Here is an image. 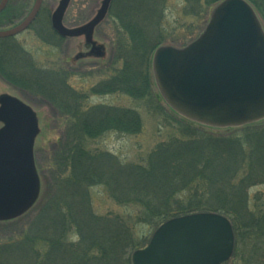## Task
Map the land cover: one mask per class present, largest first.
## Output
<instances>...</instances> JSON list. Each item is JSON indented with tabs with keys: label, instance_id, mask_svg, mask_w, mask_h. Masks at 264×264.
<instances>
[{
	"label": "rangeland",
	"instance_id": "rangeland-1",
	"mask_svg": "<svg viewBox=\"0 0 264 264\" xmlns=\"http://www.w3.org/2000/svg\"><path fill=\"white\" fill-rule=\"evenodd\" d=\"M127 1L112 0L109 12L102 22L95 27L91 35H68L69 39L66 41L68 47L65 46L67 55H62V52L55 49L53 43H47V41L45 43L39 39L33 31L25 33L17 39L24 51L32 53L34 62L38 64L37 67L39 69H50L56 62L60 63L61 60L64 63L65 61L73 62V59H78L79 67L82 70L90 69L88 67L89 64H94L95 70H99L104 66L109 67L110 74L107 73L105 77L107 79L105 86L101 85L99 91L97 92L96 90L97 93L93 92L91 88L92 85L95 86L103 79L102 72L98 73V71H95L94 75L91 76H82L83 74L80 73L82 75L79 76L82 77L78 79H71L70 77L69 82L71 81L72 85L75 84L74 86L78 90L84 91L90 97L91 100L87 103L90 107L94 106L97 108L105 105L111 106L112 109L137 110L143 129L138 135L109 132L96 140L88 139L83 143L78 139L76 144H81L90 153H93L95 155L93 160L95 161L101 162L103 160L96 156L97 153H105L109 155V159L112 158L116 162H126L129 167H141L148 170L155 151L161 149L157 148L160 146L159 144L163 146V144L169 143L168 138L171 135L180 139L184 135L189 134L180 131L176 123L182 121L184 122L183 125L199 128L187 123L183 120L185 119L184 117L173 112L161 97L156 87L153 73L154 54L160 47L183 48L198 39L209 23L212 12L224 0L162 1L160 12L163 13V17L161 16L159 22L165 35L160 36L159 41H157L161 44L159 43L145 60L143 67L145 90L143 85H141L142 83L140 88L138 85L139 98L134 97V99L127 95L125 96L126 82L125 86L122 85L127 66L121 56L125 58L126 55L123 42L129 39L125 31L127 28L120 24L121 21L117 17H112L115 14L116 16L121 14L124 17L123 14H127V10L124 11V5H127ZM135 1V6L138 7L139 12L138 25L145 26L141 28L147 33V38L150 41H156L155 23L152 15L156 9L155 5L150 4L149 0ZM157 1L154 0V3ZM246 1L255 9L264 28V0ZM62 2L63 0H44L42 6L43 15H46L48 19L50 17L53 18L54 13L59 9ZM104 2L105 0H71L68 6V17L69 19H75L76 23L72 25L74 26L73 28L71 27L68 30H78L89 25L97 18L104 6ZM34 4L35 0L27 1L26 4L24 3L23 10L31 11ZM193 4L194 6H192ZM22 5L23 3L21 2L19 4L20 8H22ZM120 6L122 7L121 11L119 10ZM122 11L124 12L122 13ZM124 22H126V19ZM49 26V22L47 24L46 21L45 27L47 31L53 32V29ZM1 27L3 28H0V30L7 29L6 25ZM53 35L54 32L51 36ZM2 53H5L6 62L5 65H0V71L9 74L10 78L0 77V100L8 96L22 101L33 110L38 121L39 133L35 139L34 158L39 175L40 189L36 201L28 210L13 219L0 221V264H63L62 256L60 258V256L52 253V246L47 241L61 239L64 234L66 241L69 243L78 242L79 244L80 237L75 222L71 219L67 221H60L59 218L58 220L55 219L53 215L55 207L52 206L50 209L49 207L51 204H58L59 206L61 205L64 211H67L69 207H73L75 213H79L80 211L78 210L81 209L82 205H85L84 199L83 201L80 200V197H83V191L80 190L76 194V189L73 192L69 186L66 187L65 185L66 179L70 175V169H66L67 171L64 172L62 167V170H59V166H54V164L59 163L58 153H60L61 148L66 143L63 134L65 124L62 119L56 117L55 113L56 111L67 112L71 109L74 97L70 98L65 95L63 96L64 101L60 103L56 97L60 96L59 93L48 94L49 92H45L38 87L37 82L33 84L37 78L26 76L32 84L25 82L26 78L23 81L20 75L30 72L27 65L29 64L28 59L26 58L25 62H22L24 61L22 59L24 54L18 49H12L7 42L0 43V56ZM30 73L33 74L32 72ZM47 77L49 78V76ZM50 83L53 84L54 80H50ZM19 88L26 90L28 94ZM110 89L118 92L113 95H107L106 93ZM47 102H50L54 107H51ZM169 119L173 120L171 122L174 125L169 122ZM199 129L208 131L205 128ZM210 132L228 139L232 137L241 141V153L243 154L241 157L244 158V163H242L240 171H236L237 181L238 184L244 181L248 183H246L244 189H247L250 211L253 213L264 212V160L260 163L262 166L259 167L257 165L258 156H263L259 155L262 152H258V150L262 148H257V141H264V137L260 136V139L259 137L257 139L256 136L264 133V120L241 128H212ZM249 159H252V163H250ZM106 162L111 165V160L110 163L107 160ZM59 164L65 165L64 162ZM89 195L92 209L97 216H107L111 212L118 215L124 214V210L117 206L110 193L104 187L93 186L89 190ZM181 200L185 202L177 207H189L188 199ZM159 223L153 222L151 226H142L141 224L133 229L134 241L140 248L148 246L154 233L161 226L156 229ZM235 244L236 250L233 257L224 264H264V228H259V232H256V234L242 231L237 234ZM133 253L128 251L126 256L132 257ZM38 255L40 259H38Z\"/></svg>",
	"mask_w": 264,
	"mask_h": 264
},
{
	"label": "trees",
	"instance_id": "trees-1",
	"mask_svg": "<svg viewBox=\"0 0 264 264\" xmlns=\"http://www.w3.org/2000/svg\"><path fill=\"white\" fill-rule=\"evenodd\" d=\"M149 1L156 7L152 15L155 23V39L159 41L160 36L165 35L159 22L161 16L163 17L160 4L164 0L155 3L154 0ZM135 3V0L127 1V5H124L127 14H123L124 17L121 14L112 15L127 28L125 31L129 36V39L123 42L126 50L125 58L121 56L127 66L122 85L125 86L126 82L125 96L132 99L139 98L138 85L140 88L142 83L144 87L145 60L160 43L150 41L147 33L141 28L145 26L138 25L139 12ZM121 9L122 7L119 8L120 11ZM1 22L3 21H0V24ZM5 62L6 56L2 53L0 65H5ZM1 73L4 77L10 78L9 74L3 71ZM107 73L109 69L102 72L103 78ZM20 77L23 81L26 78L25 82L28 84L32 82L27 77L37 78L31 75L26 77V74ZM36 82L38 79L33 84ZM63 92L67 93L64 90ZM117 92L110 89L106 94L113 95ZM69 94L67 93L72 98ZM78 100L77 107L69 106L71 109L61 112V117H58L65 124L63 134L66 143L58 153L59 163L64 162L65 165L58 163L54 166H59V170L63 169L64 172L70 169L65 185L73 192L76 189V194L82 190L83 197H80V200L84 199L85 205L81 206L79 213H75L73 207L67 208V211L58 204H51L49 207V209L55 207L53 209L55 219L59 218L60 221L71 219L75 222L80 237L79 244L69 243L64 239V234L61 239L47 241L52 246L51 252L60 258L62 256L63 264H133L134 254L145 249L135 243L133 229L141 224L151 226L153 222L161 221L157 229L164 222L178 217L220 213L219 215H225L231 222L235 236L242 231L256 234L259 228H264V212L250 211L247 189H244L247 181L240 184L237 181L236 171H240L244 163L240 140L212 134L210 132L212 128L183 119L208 131L183 125L182 121L176 123L180 131L189 134L180 139L171 135L168 138L169 143L163 146L159 144L157 148L161 149L155 151L156 155L154 154L149 164L150 169L129 167L126 162L109 159V155L105 153H97L96 156L103 159L98 162L93 160L95 155L81 144H76V140L80 139L82 143L88 139L96 140L109 132L138 135L143 129V124L135 109L101 110L88 106L90 97H82ZM171 121L173 120L169 119L174 125ZM256 136L260 139V136L264 137V133ZM257 145V148H262L258 150L262 152L259 155H263L258 156L257 165L260 167L262 166L260 163L264 160V141L258 140ZM106 160L109 163L111 160V165ZM249 160L252 163V159ZM93 186L104 187L117 206L124 210V214L111 212L107 216H97L92 209L89 195V190ZM181 199H188L189 207H177L185 202ZM128 251L134 252L132 257L126 256ZM38 259H40L39 255Z\"/></svg>",
	"mask_w": 264,
	"mask_h": 264
},
{
	"label": "water",
	"instance_id": "water-1",
	"mask_svg": "<svg viewBox=\"0 0 264 264\" xmlns=\"http://www.w3.org/2000/svg\"><path fill=\"white\" fill-rule=\"evenodd\" d=\"M9 0H1L0 13ZM71 0H63L52 18L62 34H92L106 17L105 0L97 18L70 31L63 17ZM43 4L36 0L29 17L0 39L20 34ZM157 88L178 115L216 129L238 128L264 120V28L246 0H224L212 12L201 36L184 48L161 47L153 58ZM0 221L28 210L39 195L34 158L39 125L33 110L13 97L0 100ZM234 250L228 219L217 214L174 218L154 234L149 246L134 254L133 264H222Z\"/></svg>",
	"mask_w": 264,
	"mask_h": 264
},
{
	"label": "flooded vegetation",
	"instance_id": "flooded-vegetation-1",
	"mask_svg": "<svg viewBox=\"0 0 264 264\" xmlns=\"http://www.w3.org/2000/svg\"><path fill=\"white\" fill-rule=\"evenodd\" d=\"M27 1H29V0H9L6 9L0 14V16L3 15L2 17H0V21H3L0 24V28H3L1 26L6 25V27H7L6 31H7V30H13V29H16L17 27H19L29 17V15L31 14V12L34 8V6H33L31 11L23 10L24 3L26 4ZM21 2L23 3L22 8H20V6H19V4ZM42 6H43V4H42ZM42 9H43V7H41L39 13L35 17V19L32 21V23L28 26L27 29H25L24 31H22L18 35H15V36H12L9 38H5V39H0V43L1 42H7L9 45H11L12 49L13 48L18 49L24 54V55H22V59H24V61H22V62H25V60L27 58L28 62H29V64H27L28 69L30 70V72L33 73V74H31L29 72L28 74H26V76L31 75V76L37 77V79H38L37 84H38V87L40 89H42L45 92L46 91L49 92L48 94L59 93L60 96H56V97L58 99V102L60 101V103H62L64 101L63 96L67 95V93H70L69 95H71V97L72 96L74 97V100H73L74 103L71 106V108L73 106L77 107V104L79 102L78 99H81L82 97H88V96H86L84 91L78 90L74 86L75 84L72 85L70 83L71 81L69 82V78L71 77V79L72 78L78 79L79 77H82V76H88V75L91 76V75H94L95 71H98V73H101L104 70H108L109 67L104 66L99 70H95V66H93L94 64H89L88 67L90 69L82 70V68L79 67L78 59H73V62L65 61V63H64V61H62V60L60 63L56 62V64L50 69L49 68H40L39 69L37 67L38 64L36 62H34L35 60H34L33 56L31 55L32 53L24 51V49L22 48V46L18 42L17 38L19 36L25 34V33H29L31 31H33L39 37V39H41L45 43H46V41H47V43H53L55 46V49L59 50V52H62L61 53L62 55L63 54L67 55V51H66L65 46L68 47L66 41H67V39H69V36H63L62 34H59L58 32H56L53 29L52 18L50 17V19H48L46 17V15H43ZM46 21H47V24L49 22V25L53 29V32H54L53 36H51V34L53 32L52 31L48 32L47 28L45 27ZM75 23H76L75 19H71V18L69 19L68 10H66L64 17H63L64 27L66 29H70L71 27L73 28L74 26H72V25ZM28 62L26 61V63H28ZM30 62H31V64H30ZM52 73H54V75H52ZM80 73H82L83 75ZM79 75H82V76H79ZM47 76H49V78ZM0 77L4 78L1 71H0ZM51 78H53V80H54L53 84L50 83ZM103 79L100 82H98L95 86L92 85L91 90L93 92L95 90H97V92H98L99 87L101 85L105 86L104 84H105L107 79H105V78H103ZM80 80H82V79H80ZM19 89L23 90L21 88H19ZM63 90L66 91L67 93L63 92ZM23 91L28 94V92L26 90H23ZM155 98L157 100L156 96H155ZM47 103L51 107H54V106H52V104L50 102H47ZM0 106H1V104H0ZM92 107H94V106H92ZM97 108H99L101 110H107V109H111V106L101 105ZM55 114H56V117H61L60 111H56ZM55 122L57 123V121H55ZM1 127H2V125H0V128ZM235 243H236V241H235ZM235 250H236V244H235ZM235 250H234V252H235Z\"/></svg>",
	"mask_w": 264,
	"mask_h": 264
}]
</instances>
